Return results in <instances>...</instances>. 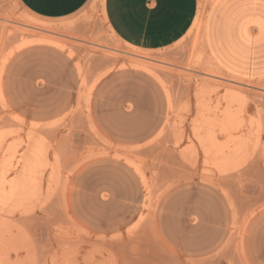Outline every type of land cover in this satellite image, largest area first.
<instances>
[{"label": "rangeland", "instance_id": "374dc122", "mask_svg": "<svg viewBox=\"0 0 264 264\" xmlns=\"http://www.w3.org/2000/svg\"><path fill=\"white\" fill-rule=\"evenodd\" d=\"M217 2L143 52L103 0L38 23L0 0V264H264V79L216 59Z\"/></svg>", "mask_w": 264, "mask_h": 264}, {"label": "crops", "instance_id": "0c3cea01", "mask_svg": "<svg viewBox=\"0 0 264 264\" xmlns=\"http://www.w3.org/2000/svg\"><path fill=\"white\" fill-rule=\"evenodd\" d=\"M16 1L31 15L30 20L38 23L36 19L73 16L91 0ZM198 6L199 0H103L101 11L108 29L121 44L153 52L184 38ZM208 25V39L220 63L241 72L244 81L264 79V0H218ZM231 71L228 75L234 76Z\"/></svg>", "mask_w": 264, "mask_h": 264}, {"label": "bare ground", "instance_id": "6f19581e", "mask_svg": "<svg viewBox=\"0 0 264 264\" xmlns=\"http://www.w3.org/2000/svg\"><path fill=\"white\" fill-rule=\"evenodd\" d=\"M213 0H211V2H212ZM3 21V20H2ZM5 22H8L7 21V19L6 20H4ZM40 38V37H39ZM38 43H40L41 45L43 44V45H45V44H49L50 43V41L48 40V39H42V40H38L37 41ZM33 43H35V42H29V43H26V44H33ZM52 44H56V43H52ZM47 46V45H46ZM219 74H222V73H220L219 72ZM222 88V87H221ZM231 92V91H230ZM239 92L240 93H244V92H241L240 90H239ZM232 93V92H231ZM234 93V92H233ZM224 94V93H223ZM238 94V93H237ZM235 95V94H234ZM242 98V97H241ZM244 99V101H245V97H243ZM227 99V98H226ZM236 99H238V98H236ZM240 100V99H239ZM241 101V100H240ZM245 105H247V104H245ZM245 105H244V107H245ZM234 108V107H233ZM243 110V109H242ZM234 112V111H233ZM241 113V112H240ZM243 113V112H242ZM228 114H230V113H228ZM233 114V113H232ZM258 114V113H257ZM237 116V115H236ZM241 116V115H240ZM258 116V115H257ZM243 118V117H242ZM244 119V118H243ZM251 120V119H250ZM249 120V121H250ZM243 122H245V121H243ZM252 122V121H251ZM254 122V121H253ZM235 123V122H234ZM248 123V122H247ZM230 125V124H229ZM240 128V127H239ZM251 128V127H250ZM228 129V128H227ZM241 129V128H240ZM251 130V129H250ZM248 131V130H247ZM30 132V131H29ZM235 132V131H234ZM18 134V133H17ZM247 135H248V133H246ZM30 135V134H29ZM241 135V134H240ZM244 135V134H243ZM32 136V135H31ZM233 136V135H232ZM238 136V135H237ZM242 136V135H241ZM249 136V135H248ZM252 136V135H251ZM254 137V136H253ZM32 138V137H31ZM248 138V137H247ZM254 139V138H253ZM0 140H1V138H0ZM29 140L31 141V139H30V137H29ZM246 140V139H245ZM245 140H244V142H245ZM20 141V140H19ZM30 141H27V142H30ZM230 141V140H229ZM249 141V140H248ZM253 141V140H252ZM254 141H255V139H254ZM238 142V141H237ZM20 143V142H19ZM39 143V142H38ZM29 144V143H28ZM232 144H234V143H232ZM246 144V143H245ZM249 145V144H248ZM8 146V145H7ZM11 146V148H12V145H10ZM19 146V145H18ZM248 147V146H247ZM9 148V147H8ZM7 148V149H8ZM224 148V147H223ZM232 148V147H231ZM249 148H250V146H249ZM10 149V148H9ZM44 149V148H43ZM13 150H15V149H13ZM225 150V149H224ZM6 152V151H5ZM8 152V151H7ZM43 152V151H42ZM41 152V153H42ZM46 152V151H45ZM221 152V151H220ZM40 153V154H41ZM43 154V153H42ZM45 154V153H44ZM218 154V153H217ZM23 155V154H22ZM46 155V154H45ZM42 156V155H41ZM218 156V155H217ZM216 156V157H217ZM44 157V156H43ZM42 157V158H43ZM23 158V157H22ZM44 158H47L46 156L44 157ZM218 158V157H217ZM215 159V158H214ZM235 159H237V158H235ZM20 160H21V158H20ZM29 161V160H28ZM42 161V160H41ZM30 162V161H29ZM43 162V161H42ZM17 163V162H16ZM30 164V163H29ZM47 164V163H46ZM46 164H44V165H46ZM55 164V163H54ZM28 165V164H27ZM26 165V166H27ZM49 165H50V163H49ZM43 166V165H42ZM41 166V167H42ZM30 167V166H29ZM48 167V166H47ZM50 168H51V166H50ZM26 171V170H25ZM30 171H31V169H30ZM44 173V172H43ZM34 174V173H33ZM42 175V174H41ZM29 176V175H28ZM31 176H33V175H31ZM52 180V179H51ZM4 182V181H3ZM3 182H1V183H3ZM10 183V182H9ZM31 183V182H30ZM5 185H7V183H4ZM4 184L2 185V189H1V184H0V190H1V193L3 194V192H2V190L5 188V186H4ZM23 184V183H22ZM9 185V184H8ZM40 185V184H39ZM37 186V185H36ZM19 187V186H18ZM17 187V188H18ZM21 187H23V186H21ZM27 187V186H26ZM10 189V188H9ZM28 189V188H27ZM34 189V188H33ZM38 189H39V187H38ZM3 191H5V189L3 190ZM12 192V191H11ZM32 193V192H31ZM34 193H36V192H34ZM33 193V194H34ZM5 198V197H4Z\"/></svg>", "mask_w": 264, "mask_h": 264}]
</instances>
